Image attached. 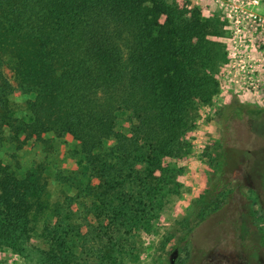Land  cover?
<instances>
[{
  "label": "trees",
  "instance_id": "trees-1",
  "mask_svg": "<svg viewBox=\"0 0 264 264\" xmlns=\"http://www.w3.org/2000/svg\"><path fill=\"white\" fill-rule=\"evenodd\" d=\"M214 45L196 14L187 18L165 0H0V104L11 112L6 65L17 84L34 94L26 100L29 121L20 130L38 140L44 133L71 135L88 173L99 178L95 187L78 189L76 201L94 197L95 216L109 223L123 214L153 215L156 201L175 184V171L162 158L184 152L181 135L197 118L194 101L208 103L218 91L211 71L220 52ZM234 103L231 112L254 115L264 132L263 106ZM120 113L129 116L126 131L117 126ZM111 139L116 142L106 145ZM46 185L41 167L21 178L0 162L1 241L19 243L27 234L29 198ZM212 196L199 204L197 221L183 227L174 244L179 252L190 254L193 229L222 207L216 200L209 209ZM251 207L247 221L257 227ZM61 209L67 213L70 204L53 208L56 219L64 220ZM72 230L61 221L50 228L47 264H72L61 234ZM258 231L264 246V230Z\"/></svg>",
  "mask_w": 264,
  "mask_h": 264
},
{
  "label": "rangeland",
  "instance_id": "rangeland-1",
  "mask_svg": "<svg viewBox=\"0 0 264 264\" xmlns=\"http://www.w3.org/2000/svg\"><path fill=\"white\" fill-rule=\"evenodd\" d=\"M165 1L187 18L196 14L220 52L211 71L219 83L217 93L208 103L194 101L197 118L181 135L184 152L161 160L174 169L175 184L156 201L153 215L123 214L114 223L95 216L99 206L94 197L76 201L78 189L100 181L88 173L79 142L69 134L26 137L19 126L29 121L26 100L34 94L22 89L4 65L11 112L0 104V162L21 178L41 167L47 185L29 198L27 234L19 243L0 240V264H47L46 252L53 249L48 232L58 221L73 229L61 233L72 264H264L258 234V227L264 230V132L254 115L230 111L234 102L264 107V0ZM128 117L119 114V130L130 127ZM210 192L216 196L209 209L216 200L222 207L193 229L190 254L179 252L174 244L183 227L197 221L199 204ZM67 203L70 211L61 209L64 220L56 219L53 208ZM250 205L257 227L247 221ZM244 230L248 234L242 239Z\"/></svg>",
  "mask_w": 264,
  "mask_h": 264
},
{
  "label": "built area",
  "instance_id": "built-area-1",
  "mask_svg": "<svg viewBox=\"0 0 264 264\" xmlns=\"http://www.w3.org/2000/svg\"><path fill=\"white\" fill-rule=\"evenodd\" d=\"M254 1H257V0H254Z\"/></svg>",
  "mask_w": 264,
  "mask_h": 264
}]
</instances>
